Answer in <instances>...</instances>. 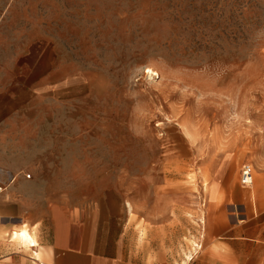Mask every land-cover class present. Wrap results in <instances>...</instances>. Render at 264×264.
<instances>
[{
    "label": "rangeland",
    "instance_id": "1",
    "mask_svg": "<svg viewBox=\"0 0 264 264\" xmlns=\"http://www.w3.org/2000/svg\"><path fill=\"white\" fill-rule=\"evenodd\" d=\"M15 41L0 59L48 81L57 187L171 200L170 221L129 215L147 261L192 264L213 227L264 212V0H0V45Z\"/></svg>",
    "mask_w": 264,
    "mask_h": 264
},
{
    "label": "crops",
    "instance_id": "2",
    "mask_svg": "<svg viewBox=\"0 0 264 264\" xmlns=\"http://www.w3.org/2000/svg\"><path fill=\"white\" fill-rule=\"evenodd\" d=\"M30 43L25 39L24 45ZM0 46L16 52L18 45ZM18 62L0 59V181L15 176L0 198V264H160L147 261L144 248L134 249L129 215L170 221L171 200L162 214L142 212L140 201L112 190L84 200L65 195L54 183L64 179V159L49 151L55 146L48 81L34 80L33 63ZM229 212L236 214V207ZM233 219L221 236L212 228L210 247L192 264H264V212Z\"/></svg>",
    "mask_w": 264,
    "mask_h": 264
},
{
    "label": "built area",
    "instance_id": "3",
    "mask_svg": "<svg viewBox=\"0 0 264 264\" xmlns=\"http://www.w3.org/2000/svg\"><path fill=\"white\" fill-rule=\"evenodd\" d=\"M26 179H29V175H25ZM15 181V176L12 174L7 175L6 181H0V198L5 192L8 185ZM240 184L242 187H250L253 184V169L250 165H245L240 170Z\"/></svg>",
    "mask_w": 264,
    "mask_h": 264
},
{
    "label": "bare ground",
    "instance_id": "4",
    "mask_svg": "<svg viewBox=\"0 0 264 264\" xmlns=\"http://www.w3.org/2000/svg\"><path fill=\"white\" fill-rule=\"evenodd\" d=\"M23 232H24V230H23ZM22 233V232H21ZM24 234V233H23ZM27 235V234H26ZM25 237H28V236H25ZM16 238V237H15Z\"/></svg>",
    "mask_w": 264,
    "mask_h": 264
}]
</instances>
